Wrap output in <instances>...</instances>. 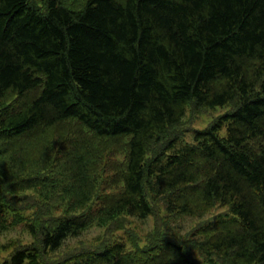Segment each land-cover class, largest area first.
Segmentation results:
<instances>
[{"label": "trees", "instance_id": "trees-1", "mask_svg": "<svg viewBox=\"0 0 264 264\" xmlns=\"http://www.w3.org/2000/svg\"><path fill=\"white\" fill-rule=\"evenodd\" d=\"M150 215L142 240L129 218ZM94 225L106 238L60 251ZM17 228L2 264H264V0H0V233Z\"/></svg>", "mask_w": 264, "mask_h": 264}, {"label": "rangeland", "instance_id": "rangeland-1", "mask_svg": "<svg viewBox=\"0 0 264 264\" xmlns=\"http://www.w3.org/2000/svg\"><path fill=\"white\" fill-rule=\"evenodd\" d=\"M227 110V107H215L213 109H206L202 113H199L195 115L194 117H191L189 108L186 111V114L183 118L184 126L187 127H194V128H203L205 127L213 118L216 116L223 114ZM226 132L225 126H223L219 130L220 135H224ZM192 139V136L190 132H186L183 135L182 140L190 141ZM226 207L222 206H215L208 210L206 213L201 215L200 217L197 216H182L177 218H169L166 220V224L164 225L163 229L167 236L173 238L176 241H181L184 238H186V235L189 234L195 227H197L199 224L207 221L208 219L213 218L214 215H217L219 213H224L227 211L225 209ZM164 214V212H162ZM130 222L128 226L130 228H133L135 232L139 235V237L144 240L146 234L152 230L154 219L150 215L147 218L141 220L135 217H130ZM105 229L103 227L99 226H91L88 229L84 230L82 234L78 237H72L67 239L62 247L60 248V251L68 250L72 248L73 246H79L84 244H92L95 243L102 238H106V234H104ZM123 231L119 230L116 231L113 234V238H119L123 236ZM16 239H21L23 242H28L30 240V237L28 234L22 230L21 228L13 229L4 233H0V264L4 261V257L7 256L8 252L10 251V246H4L9 245L12 243V241H15ZM191 243H188L190 245ZM5 247L1 248V247ZM193 256L198 261L201 262L202 258L199 257L193 250Z\"/></svg>", "mask_w": 264, "mask_h": 264}]
</instances>
